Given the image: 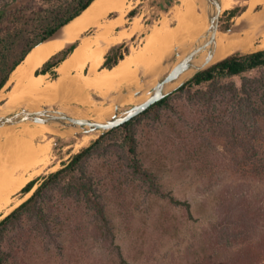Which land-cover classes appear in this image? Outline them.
Masks as SVG:
<instances>
[{
    "label": "trees",
    "instance_id": "1",
    "mask_svg": "<svg viewBox=\"0 0 264 264\" xmlns=\"http://www.w3.org/2000/svg\"><path fill=\"white\" fill-rule=\"evenodd\" d=\"M95 1L0 0V92L36 46L54 37ZM178 2L148 0L152 21L160 13H169ZM243 11L235 8L229 14L235 17ZM137 14L138 9H132L129 19ZM79 44L76 41L60 51L37 73H49L56 79L57 68ZM130 53L127 42L113 46L102 68H114ZM175 97L182 105H173ZM166 112L175 113L185 128L199 136L189 145L195 155L207 154L214 141L222 140L238 166L264 180L263 49L237 53L214 64L143 114L102 134L59 170L29 182L23 193L36 187L32 195L0 220V264H10L15 254L24 252L21 243L34 247L43 242L48 251L53 246L62 248L67 232L82 225L101 247L125 261L108 200L130 188L168 198L191 212L190 203L167 195L158 176L140 157L139 125L147 118L164 123ZM217 199L219 219L202 240V255L187 264H264V207L225 192ZM8 241L9 250L5 248Z\"/></svg>",
    "mask_w": 264,
    "mask_h": 264
},
{
    "label": "rangeland",
    "instance_id": "2",
    "mask_svg": "<svg viewBox=\"0 0 264 264\" xmlns=\"http://www.w3.org/2000/svg\"><path fill=\"white\" fill-rule=\"evenodd\" d=\"M248 1L234 0L232 8L223 10L221 32H226L234 27L237 18L249 9ZM181 2L182 0H179L169 13H160V17L152 21L153 17L148 0H126L122 6L117 4L111 7L110 10L113 9V11L111 13L107 12L95 27L85 32V38L105 37L104 39H113L123 32L130 33L135 26V20H137L142 27L141 31L122 42H127L131 50H141L154 27H159L164 22L172 28L177 27L178 22L175 11L182 4ZM193 2L200 12L196 29L197 36L203 13V3L202 0H194ZM134 8L138 9V14L131 20L129 19V13ZM235 8H241L244 11L233 17L229 14V11ZM262 8L263 5H260L255 11H260ZM112 13L115 14V17L125 14L126 22L119 30L104 35L101 25L107 24L112 19ZM102 34L103 36H101ZM193 43L189 42L187 47L190 49ZM113 46L115 45H112L110 49ZM259 50L263 49H257L256 51ZM184 55L180 56L178 61L182 60ZM162 62L156 68L145 72V74L162 67ZM87 65L82 72L85 78L91 76V63ZM171 67L167 68V72ZM141 74L144 75V73ZM74 75L76 76L71 75L68 78L59 75L55 79L50 74V84L55 85L63 81L67 86L66 88L69 89L66 95L63 94L68 98L67 104L57 103L51 107L54 109L66 108L65 112L75 117L96 118L95 108L98 106L114 108L116 94L121 92L125 85L140 86V81L138 83H120L114 91L110 92L108 98L113 99L110 102L109 99L103 96L100 97L101 89L88 87L82 81H77L78 72ZM159 77L152 78V82H147L146 86L156 82ZM9 89L6 87L5 90L8 91ZM76 93L81 94L89 103L84 105L75 101L74 94ZM94 96H99L100 99L97 100ZM125 97L137 100L131 94ZM134 104H136L134 101L122 103V109H128ZM173 105L177 107L182 103L175 97ZM39 106L42 109L47 104L44 102ZM164 119H166L164 123H155L151 118H147L139 125L140 157L145 166L158 176L159 183L167 195L173 196L181 202L190 203L192 206L191 212H188L185 206H175L168 198H162L157 194L147 195L142 190L130 188L123 193L125 195L114 196L112 194L113 199L108 200L109 213L114 220L118 234V244L122 247L125 261H122L117 254L108 252L101 247V244L92 237L91 230L84 228V225H82L71 233L67 232L68 237L62 242V248L53 246L48 251L43 242L36 243L34 247L27 244V242L24 244L18 243V245H23L24 252L15 254L10 264H187L199 259L202 255V240L205 239L206 232L219 219L220 209L217 198L221 192L230 194L237 199L239 197L247 199L256 207H264V180L251 175L246 171V168L238 166L235 163L234 155L227 152L224 141L216 140L208 148L207 154L195 155L191 152L189 145L199 140V136L193 134L191 128H185L184 121L173 112L164 113ZM37 125L19 124L10 129L18 133ZM56 128L67 130L65 127ZM93 134L95 138L87 146L77 150L74 148L67 149V146L76 142V139L65 142L58 135H48V141H51L55 149L53 152L54 160L51 166L35 179L59 170L64 162L82 149L90 146L101 136L100 131ZM29 197L22 191L15 195L14 200H16V203H20ZM6 215H8L6 212L1 213L0 220L5 218ZM68 233L70 234L68 235ZM10 245L11 241L6 242L5 248L9 250Z\"/></svg>",
    "mask_w": 264,
    "mask_h": 264
},
{
    "label": "bare ground",
    "instance_id": "3",
    "mask_svg": "<svg viewBox=\"0 0 264 264\" xmlns=\"http://www.w3.org/2000/svg\"><path fill=\"white\" fill-rule=\"evenodd\" d=\"M125 1L96 0L80 17L62 28L55 37L35 47L15 69L8 84L0 92L1 108L28 106L29 109L37 110L41 109L39 104L44 102L47 106L57 103L65 104L68 98L63 94L66 95V92L69 91L65 83L60 81L55 85L50 84V74H38L37 71L53 56L75 43L84 30L92 23H98L111 7L117 4L122 6ZM193 1L182 0V4L176 9L177 27L172 28L166 22L159 27H154L147 37L145 46L138 51L131 50L132 52L114 68L99 69L112 45H117L141 31L142 27L138 24L139 21L135 20V26L130 33L123 32L113 39L85 38L58 67L59 73L63 78H68L73 71H77L79 74L77 78L75 77L77 81H82L88 87L101 89L100 97L103 96L112 102L113 99L108 98L110 92L114 91L120 83H138L141 73L156 68L172 53L175 47L181 46L180 51L184 55L189 51L188 43H193L203 34L207 28L206 16L202 13L196 36L200 12L194 6ZM248 3L249 9L237 18L232 30L219 32L217 49L209 65L237 53H249L257 49H264V0H249ZM233 4L234 0H223V10L232 8ZM260 5H263V8L260 11H255ZM124 15L121 14L110 19L107 24L101 25L104 30L103 34L109 35L115 29L124 26L126 22ZM206 56L207 53H203L197 62H204ZM88 63H91V76L85 78L82 72ZM164 73H167V68L163 67L148 73L151 76L148 82ZM189 75L190 72L186 73L182 79ZM156 82L149 84L146 88L152 87ZM6 87L10 89L6 91ZM131 95L138 101L125 97L122 98V103L128 101L137 103L145 100L149 97V92L145 90L144 94L138 98ZM74 99L84 105L89 103L79 93L74 94ZM65 110L66 108H63V111ZM94 112L97 115L93 119L98 121H105L115 114L113 107L104 106H98ZM12 127L7 126L0 129V214L4 212L10 214L19 207L27 198L23 202L16 203L15 195L22 192L29 182L53 163L55 149L51 141H48V135H58L65 142L76 139L74 144L67 146V149L74 148L76 150L87 146L95 138L93 133L82 134L75 129L60 130L54 126L43 124L26 128L18 133L11 130ZM80 134L83 136L79 137ZM31 195L32 192L26 194L27 197Z\"/></svg>",
    "mask_w": 264,
    "mask_h": 264
},
{
    "label": "water",
    "instance_id": "4",
    "mask_svg": "<svg viewBox=\"0 0 264 264\" xmlns=\"http://www.w3.org/2000/svg\"><path fill=\"white\" fill-rule=\"evenodd\" d=\"M202 3V12L206 16L207 28L198 40L193 43L182 60L178 61L183 53L180 51L181 46H177L173 53L162 62V67L165 69L170 66L172 67L167 73L162 74L152 87L146 88V83L151 79V76L145 73L144 75L140 74V86L125 85L122 91L116 94L117 98L114 102L115 114L107 120L98 121L93 119L94 117H75L63 111V109H54L51 106H44L42 109L37 110L27 107H3L0 108V129L19 124H43L47 126L75 129L82 134H91L100 131L102 135L143 114L157 102L172 95L181 86L192 80L197 74L216 64L209 65L217 49V36L219 32H221L223 0H202ZM231 30L232 28L226 32ZM203 53H207L205 61L198 63L197 60L200 59ZM175 63L177 64L173 66ZM188 72H190V75L182 79ZM145 90L149 92V97L147 99L137 102L128 109H122L123 97L133 94L138 98L144 94ZM94 98L97 100L100 99L99 96H94ZM35 189L36 187L34 190Z\"/></svg>",
    "mask_w": 264,
    "mask_h": 264
},
{
    "label": "crops",
    "instance_id": "5",
    "mask_svg": "<svg viewBox=\"0 0 264 264\" xmlns=\"http://www.w3.org/2000/svg\"><path fill=\"white\" fill-rule=\"evenodd\" d=\"M113 11V9L112 10H108V13H111ZM107 14V13H106ZM101 20V19H100ZM99 22V21H98ZM97 25V23H92L91 25H89V27L86 29V30H84V32H83V34L82 35H80V37L78 38V40L77 41H80V44L82 43V41L85 39V32H87L89 29H91V28H93V27H95ZM120 29V27L119 28H117V29H115V30H119ZM123 43V42H122ZM79 44V45H80ZM120 44V43H119ZM104 62H105V60H104ZM104 62H103V64H104ZM103 64L99 67V69L103 66ZM87 66H89V65H87ZM84 70H85V68H84ZM57 71H58V68H57ZM75 73H77V71H73L72 73H71V75H73V76H76V75H74ZM58 74L61 76V74L59 73V71H58Z\"/></svg>",
    "mask_w": 264,
    "mask_h": 264
}]
</instances>
